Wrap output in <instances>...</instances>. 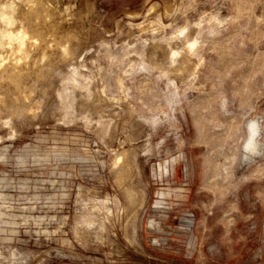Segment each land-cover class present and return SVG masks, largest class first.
<instances>
[{"label": "rangeland", "instance_id": "1", "mask_svg": "<svg viewBox=\"0 0 264 264\" xmlns=\"http://www.w3.org/2000/svg\"><path fill=\"white\" fill-rule=\"evenodd\" d=\"M41 4L0 0L6 62L37 39L0 79V264H264V0Z\"/></svg>", "mask_w": 264, "mask_h": 264}, {"label": "bare ground", "instance_id": "2", "mask_svg": "<svg viewBox=\"0 0 264 264\" xmlns=\"http://www.w3.org/2000/svg\"><path fill=\"white\" fill-rule=\"evenodd\" d=\"M42 1V0H41ZM24 2L26 3V6L29 10V14H31V12L33 13L34 11H36V15L40 18L41 15H45V16H50V12L51 10H49V7L47 6V4H41L39 7V0H24ZM44 3V2H43ZM52 4V3H51ZM156 5V4H155ZM155 5L153 4L151 10H153L155 8ZM52 8V7H51ZM158 8V7H157ZM26 8H24L25 10ZM156 10V9H155ZM14 11V10H13ZM23 11V10H22ZM54 11V10H53ZM52 11V12H53ZM150 11V9H149ZM15 12V11H14ZM27 12V11H25ZM60 13V12H59ZM14 14H17L14 13ZM23 14V12H22ZM28 14V12H27ZM26 14V15H27ZM13 15V13H12ZM20 15V14H19ZM18 15V16H19ZM2 15H0L1 17ZM29 16V15H28ZM35 16V18L37 17ZM45 16H44V19H45ZM60 16V15H59ZM14 17V16H13ZM12 17V18H13ZM16 17V16H15ZM32 17V16H31ZM46 17V18H47ZM10 18V19H12ZM25 17H23V20H26L24 19ZM59 18V17H58ZM16 19V18H14ZM11 20V21H14ZM22 19V18H20ZM30 19V18H29ZM41 19V18H40ZM43 19V18H42ZM18 20V19H17ZM31 20V19H30ZM29 20V21H30ZM37 20V19H36ZM9 21V25L12 24V22ZM27 21V20H26ZM32 21V20H31ZM38 21V20H37ZM40 21V20H39ZM45 21V20H44ZM21 22V21H20ZM19 22V23H20ZM29 23H32V22H29ZM34 23V21H33ZM32 23V24H33ZM38 23V22H37ZM36 23V25H37ZM41 23V22H40ZM38 23V24H40ZM25 25V24H24ZM35 25V26H36ZM17 26V25H16ZM20 26V25H19ZM26 26V25H25ZM35 26H32V27H35ZM38 26V25H37ZM28 27V25H27ZM43 27V26H42ZM37 29V28H36ZM43 30V29H42ZM185 29H183L181 31V34H183V36H185L184 38L186 39L185 41V44L187 46V48L189 50H192L194 48V46L196 45V41L189 38L185 31ZM43 32V31H42ZM42 32H40L39 30V35L42 36ZM29 32L26 31V29L24 28H20L19 30H15L13 28H9L8 30L5 31V33L2 35V46L3 48H7V50L10 52V60L9 63L6 62V57H5V54H6V49H5V54L3 55L2 51L0 52V79H4V78H7L9 81L11 80L12 82H14L15 80H19V78H22V79H25L24 77H26V67L24 69V65L29 62L28 59L30 58L29 54L30 53V49L32 46V44L34 45V43L37 41V39L35 38V36H30L28 34ZM35 38V40H34ZM71 37H69L68 39H70ZM184 39V40H185ZM58 41V40H57ZM69 41V40H68ZM62 42V41H61ZM0 43H1V40H0ZM38 43V42H37ZM64 43V42H63ZM36 45V44H35ZM4 46H7V47H4ZM31 46V47H30ZM60 48L62 49V52L65 54V53H68L70 50L69 48L67 47V44H62L60 43L59 44ZM70 46V45H69ZM2 48V47H1ZM0 48V50H1ZM7 51V53H8ZM32 52V51H31ZM46 54V53H45ZM69 54V53H68ZM176 54V52L174 53ZM8 56V54L6 55ZM65 56V55H64ZM46 57V56H45ZM68 57V56H67ZM28 65V64H26ZM42 73V72H41ZM39 73V75L41 74ZM44 74V73H43ZM45 76V75H44ZM45 78V77H44ZM5 80V79H4ZM3 81V80H2ZM11 121V120H10ZM12 124V123H11Z\"/></svg>", "mask_w": 264, "mask_h": 264}]
</instances>
